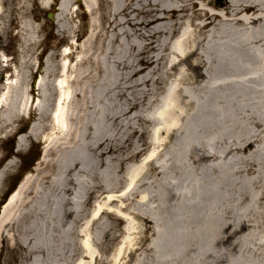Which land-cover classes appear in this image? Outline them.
<instances>
[{"label":"bare ground","instance_id":"6f19581e","mask_svg":"<svg viewBox=\"0 0 264 264\" xmlns=\"http://www.w3.org/2000/svg\"><path fill=\"white\" fill-rule=\"evenodd\" d=\"M203 1L195 22L186 13L199 0H83L91 17L85 32L74 25L79 0H60L56 29L71 50L49 53L33 71L38 26L27 17L29 0H17L18 65L0 55V77L12 68L1 85L0 136L30 94L38 91L40 113L51 94L59 136L50 146L62 141L71 156L91 159L60 166V176L74 175L54 193L43 189L27 200L26 177L6 201L0 242L22 255L20 264H264V0ZM10 14L0 0V37ZM116 108L123 115H112ZM136 108L149 109L141 119L155 129L154 202L140 194L142 217L92 213V168L121 150L108 128ZM14 166L0 171V190ZM148 166L130 168L124 194L137 189ZM27 208L39 211L31 222L23 221ZM104 219L120 223L119 233Z\"/></svg>","mask_w":264,"mask_h":264},{"label":"rangeland","instance_id":"374dc122","mask_svg":"<svg viewBox=\"0 0 264 264\" xmlns=\"http://www.w3.org/2000/svg\"><path fill=\"white\" fill-rule=\"evenodd\" d=\"M4 1L6 8H8V12L10 13V10H12V14H10L8 20H5L6 33L0 37V55L4 51L11 57L12 65L16 66L18 65L19 58L18 5L17 0ZM59 1L60 0H49L51 6L44 8L41 0H29L30 6L27 17L32 24L38 26L39 32V45L35 48L38 57H31L32 61L37 66L33 71L37 70L40 63L45 60L49 53L53 51L68 53L71 50L66 42L60 43V36L56 29L57 24L54 19V14H56ZM80 3L82 4L83 0H79V3L72 7V12L75 13L77 11L79 13V17L75 19L74 25H81L82 30L87 32L91 17L89 13L84 10V5V8H82ZM204 6L205 2L199 0L198 8L189 9L186 15L195 19V22H199L197 19L200 14L198 12L199 7ZM186 26L185 24L183 27ZM44 50H46V52L43 55L42 53ZM64 62L66 63L67 60ZM48 65H51L50 60L48 61ZM141 68L143 67L141 66ZM10 72L11 69L6 71V73ZM6 73L0 77V93L2 91V80L4 78L6 79ZM38 76L39 74L34 72V75L29 77V90L34 89V84ZM161 95L162 94H160V96ZM134 96H137V94H134ZM38 99V91H34L33 94H30L28 106L23 108L19 118H12V124L9 125L7 131H3L0 136V171L7 162L14 161L15 163L13 170L10 171L6 177L4 187L0 190V207L7 201L14 183L18 181L21 182L26 177H29L30 180L29 184H27L30 189L27 193V200L34 202L38 197L37 193L39 191L52 188L54 193L57 188L64 187V185L67 184V179L73 176L74 172L70 169L71 171L66 173V170L70 165L73 167L75 159L76 161H81V163H83L84 160L91 163L90 157L86 156L84 153L76 156L73 154V156H71V148L66 147L62 141L60 142L61 144H52L50 146L49 141L52 143L53 139L59 136L53 122V97L50 94L47 107L45 111H41V113L34 108V102L36 103ZM133 111V113L126 114L120 124L111 125V127L108 128L111 144L121 148V150L106 155L103 160H101L99 168H92L93 170L90 173V177L87 179L89 180V184L87 185H90L94 190V195L89 200L92 213L107 209L124 218L132 216L131 212H136L137 216L142 217L140 215L142 205L137 203L140 194L143 193L148 196L149 193L151 195L149 197V202H154L152 189L154 171L152 164H150L151 160L149 159V155L154 149L150 139L151 130L152 134H154L155 129L150 126L151 123L148 120L145 121L141 119L142 115L146 118V115L150 112L149 109L142 110L136 108ZM117 114L123 115L118 108L114 109L112 115ZM32 128L38 134L37 139L27 135V132ZM132 129L142 131L143 135L137 137ZM124 137L125 139H123ZM20 140H22V150H19L17 147ZM42 158L44 161H42ZM143 164L144 166H149L145 171H142V177L137 189L132 193L128 191L124 194V190L130 183V168L138 169ZM62 165H65V168L68 167L60 176L59 171ZM79 179H81V177ZM53 183H55L54 186ZM51 198L56 200L55 198L57 197L54 195L51 196ZM113 200H117L115 205L110 204V201ZM120 202H123V204L128 207V210H124L125 212L121 211L120 208L122 204ZM37 212L39 211L31 210L30 208L24 209L23 213H25V216L23 217V221L31 222L33 220V214ZM102 221H105L106 227L113 229L117 234L119 233L122 226L120 223L108 219ZM97 225L98 223L95 227ZM116 247L117 245L115 244L114 251ZM21 257L22 255L19 252L13 251L6 243L0 242V264H20L22 261Z\"/></svg>","mask_w":264,"mask_h":264}]
</instances>
